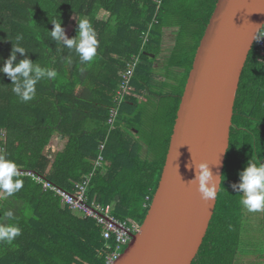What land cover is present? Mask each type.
<instances>
[{
	"label": "trees",
	"instance_id": "trees-1",
	"mask_svg": "<svg viewBox=\"0 0 264 264\" xmlns=\"http://www.w3.org/2000/svg\"><path fill=\"white\" fill-rule=\"evenodd\" d=\"M217 0H0V67L13 46L16 62L29 58L53 69L33 99L22 101L0 72V157L73 191L94 168L89 201L110 204L123 221L141 224L166 161L181 96L200 39ZM107 17H100V13ZM87 19L96 32V56L82 62L75 49L54 41L52 21L67 38ZM177 28L170 55L158 68L165 28ZM17 36L22 37L17 41ZM130 87L114 127L108 123L129 63ZM31 75V73H30ZM68 139L62 150L51 140ZM264 164V49L258 41L243 68L234 106L230 145L214 214L192 264H237L245 212L240 172ZM11 196L0 190V223L21 229L11 244L0 242V264H105L106 239L96 220L77 215L60 196L30 176ZM235 184L236 188L232 185ZM11 212L12 218H6Z\"/></svg>",
	"mask_w": 264,
	"mask_h": 264
},
{
	"label": "water",
	"instance_id": "water-1",
	"mask_svg": "<svg viewBox=\"0 0 264 264\" xmlns=\"http://www.w3.org/2000/svg\"><path fill=\"white\" fill-rule=\"evenodd\" d=\"M264 0H217L197 47L157 189L140 230L113 264H192L221 188L240 78ZM207 161L216 197L197 190L195 166ZM219 162V163H218Z\"/></svg>",
	"mask_w": 264,
	"mask_h": 264
},
{
	"label": "clouds",
	"instance_id": "clouds-1",
	"mask_svg": "<svg viewBox=\"0 0 264 264\" xmlns=\"http://www.w3.org/2000/svg\"><path fill=\"white\" fill-rule=\"evenodd\" d=\"M54 25L50 31L52 39L62 43L68 49H75L79 54L82 62H91L96 56L98 41L96 32L87 19L78 21L77 35L73 38H67L62 22L52 21ZM264 25L257 28L252 39L259 41L264 38ZM22 37L17 36V41ZM21 55L25 49L19 45L13 46L8 58L4 61L0 72L10 77L14 88L12 91L20 97L22 101H28L36 95V84L42 78L55 79L57 73L53 69L42 68L29 58H24L16 62V53ZM31 73V75H30ZM219 163V162H218ZM195 166V177L191 181L197 183V190L200 192L202 199L210 200L216 197L215 177L210 171L209 163L201 161L198 164L192 163L188 167ZM20 172L14 161L0 157V190L7 195L18 192L23 187V181L19 179ZM239 189L243 190L240 203L250 212L264 210V164L257 165L249 162L247 167L240 172ZM236 188V185H232ZM74 212V211H73ZM6 218L11 219L12 213L7 212ZM21 234V229L14 224L0 223V242L11 244L13 240Z\"/></svg>",
	"mask_w": 264,
	"mask_h": 264
},
{
	"label": "built area",
	"instance_id": "built-area-1",
	"mask_svg": "<svg viewBox=\"0 0 264 264\" xmlns=\"http://www.w3.org/2000/svg\"><path fill=\"white\" fill-rule=\"evenodd\" d=\"M258 45L261 49H264V38L258 41ZM134 65L135 63L132 64L131 68L125 73L124 81L120 90L118 91L119 95L116 98L118 105L112 109L111 118L109 120L112 125L117 115L119 105L130 86V79L133 75ZM0 136H6L5 129H0ZM104 147L105 143L102 142L100 145V152L94 163L93 170L90 173L85 174L82 180L75 184L73 191H69L58 186L33 170L24 169L21 171V173L24 176H30L38 184H42V188L44 190L52 191L60 196L63 203L65 205H69L71 209L81 217L95 219L97 224L101 227L103 237L108 241H113L112 243L108 242L107 246L105 247V264H113L121 255L123 250L127 247L125 245L131 240L132 234L139 229V225L137 223L128 224L126 221L119 220L115 215L112 214L111 205H105L96 200L91 202L89 201L87 193L88 188L95 171L103 164ZM4 149V147H0V152Z\"/></svg>",
	"mask_w": 264,
	"mask_h": 264
},
{
	"label": "rangeland",
	"instance_id": "rangeland-1",
	"mask_svg": "<svg viewBox=\"0 0 264 264\" xmlns=\"http://www.w3.org/2000/svg\"><path fill=\"white\" fill-rule=\"evenodd\" d=\"M100 17L106 18V13L101 12ZM177 28L167 27L163 31V44H162V51L159 62V67H161L166 60V57L170 55L171 50L173 49L175 43V32ZM68 136L66 134H56L52 140L51 144L57 149L62 150L66 144ZM242 226V237H241V245H240V252L242 253L239 256L238 263H245V264H264V259L262 261H257L254 259L255 254L250 252L249 246H264L262 243L261 236L264 240V210L258 212H245L244 219H243ZM246 241L250 244L246 245ZM262 253H264V248H262Z\"/></svg>",
	"mask_w": 264,
	"mask_h": 264
},
{
	"label": "bare ground",
	"instance_id": "bare-ground-1",
	"mask_svg": "<svg viewBox=\"0 0 264 264\" xmlns=\"http://www.w3.org/2000/svg\"><path fill=\"white\" fill-rule=\"evenodd\" d=\"M263 25H264V24H263ZM261 30H263V29H261ZM255 43H256V41H255ZM255 43H254V44H255ZM258 48L261 49V48L259 47V45H258ZM132 64H134V63H133V62H130V63L128 64V65H129L128 69L131 68V65H132ZM134 68H135V65H134ZM128 69L126 70V72L128 71ZM126 72H125V73H126ZM125 73H124V75H125ZM133 73H134V70H133ZM132 76H133V75H132ZM131 78H132V77H131ZM130 80H131V79H130ZM123 81H124V76H123ZM123 81H122V83H123ZM122 83H121V85H122ZM129 87H130V86H129ZM120 88H121V86H120ZM120 88L117 90V95H116V97H115V99H114V102L116 103V106L118 105V102L116 101V98H117L118 95H119V94H118V91L120 90ZM128 89H129V88H128ZM128 89H127V90H128ZM123 98H124V97H123ZM122 101H123V99H122ZM122 101H121V102H122ZM120 104H121V103H120ZM116 106H114L113 108H115ZM119 107H120V105H119ZM113 108H112V109H113ZM118 110H119V109H118ZM111 114H112V110H111V113H110V117H109V119H108V123L110 124V127L113 128V127H114V123H113V125H112V124L110 123V121H109L110 118H111ZM117 114H118V112H117ZM116 117H117V115H116ZM116 117H115V120H116ZM115 120H114V122H115ZM1 128H3V129L6 130V135H7V129L4 128V127H0V129H1ZM0 138L3 139V140H6V136H5V137L0 136ZM2 147H3V146H2ZM4 148H5V147H4ZM4 152H5V149H4L3 151H1L0 154H2V153H4ZM17 168H18V171L20 172V175H23V174L21 173V171H23L24 168H21V167H20V168L17 167ZM150 204H151V203H150ZM108 205H110V204H108ZM149 206H150V205H149ZM111 208H112V207H111ZM112 214H113V213H112ZM113 215H114V214H113ZM115 216H116V215H115ZM116 217H117V216H116ZM117 218H118V217H117ZM118 219H119V218H118ZM119 220H121V219H119ZM121 221H123V220H121ZM126 222H127L128 224L136 223V222L129 223L128 221H126ZM137 224L139 225V229H138L136 232H134V233L132 234V236H131V240H132L133 235H134L135 233H137V232L140 230V227H141V224H142V223H141V224L137 223ZM131 240H130V241H131ZM106 241H107L106 246H107L108 242H109V243H112V242H113L112 240H109V241L106 240ZM130 241H129L125 246H128V244L130 243Z\"/></svg>",
	"mask_w": 264,
	"mask_h": 264
},
{
	"label": "crops",
	"instance_id": "crops-1",
	"mask_svg": "<svg viewBox=\"0 0 264 264\" xmlns=\"http://www.w3.org/2000/svg\"><path fill=\"white\" fill-rule=\"evenodd\" d=\"M76 213V212H75ZM77 214V213H76ZM79 215V214H77ZM261 239H262V243H264V240H263V237L261 236ZM247 244H250L248 241H246V245ZM250 248V252L254 253L255 256H254V259L257 260V261H262L264 259V253H262V248H264V246H259V243H258V246H249ZM242 253L240 252V255ZM241 264H245V263H241Z\"/></svg>",
	"mask_w": 264,
	"mask_h": 264
}]
</instances>
